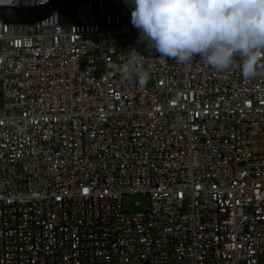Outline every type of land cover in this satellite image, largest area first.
Wrapping results in <instances>:
<instances>
[{"label": "built area", "instance_id": "1", "mask_svg": "<svg viewBox=\"0 0 264 264\" xmlns=\"http://www.w3.org/2000/svg\"><path fill=\"white\" fill-rule=\"evenodd\" d=\"M133 8L0 23V264H264V70L162 60Z\"/></svg>", "mask_w": 264, "mask_h": 264}, {"label": "clouds", "instance_id": "2", "mask_svg": "<svg viewBox=\"0 0 264 264\" xmlns=\"http://www.w3.org/2000/svg\"><path fill=\"white\" fill-rule=\"evenodd\" d=\"M132 2L131 23L160 59L187 67L200 57L218 72L239 65L246 80L264 70V0ZM122 72L129 75L128 64ZM145 83L146 74L140 79Z\"/></svg>", "mask_w": 264, "mask_h": 264}, {"label": "water", "instance_id": "3", "mask_svg": "<svg viewBox=\"0 0 264 264\" xmlns=\"http://www.w3.org/2000/svg\"><path fill=\"white\" fill-rule=\"evenodd\" d=\"M97 0H51V3L34 8H0V23L7 24H33L50 16L56 9L62 7L63 15L74 18L76 6L85 2Z\"/></svg>", "mask_w": 264, "mask_h": 264}, {"label": "rangeland", "instance_id": "4", "mask_svg": "<svg viewBox=\"0 0 264 264\" xmlns=\"http://www.w3.org/2000/svg\"><path fill=\"white\" fill-rule=\"evenodd\" d=\"M58 9H62V7H59ZM68 19H70V18H68ZM68 19H67V20H68Z\"/></svg>", "mask_w": 264, "mask_h": 264}, {"label": "snow or ice", "instance_id": "5", "mask_svg": "<svg viewBox=\"0 0 264 264\" xmlns=\"http://www.w3.org/2000/svg\"><path fill=\"white\" fill-rule=\"evenodd\" d=\"M85 191H87V190H85Z\"/></svg>", "mask_w": 264, "mask_h": 264}, {"label": "trees", "instance_id": "6", "mask_svg": "<svg viewBox=\"0 0 264 264\" xmlns=\"http://www.w3.org/2000/svg\"><path fill=\"white\" fill-rule=\"evenodd\" d=\"M62 15V14H61Z\"/></svg>", "mask_w": 264, "mask_h": 264}]
</instances>
